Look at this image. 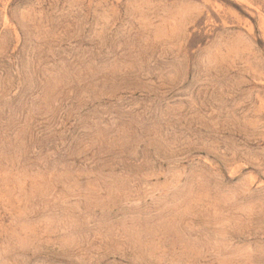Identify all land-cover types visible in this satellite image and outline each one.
<instances>
[{
    "label": "rangeland",
    "instance_id": "obj_1",
    "mask_svg": "<svg viewBox=\"0 0 264 264\" xmlns=\"http://www.w3.org/2000/svg\"><path fill=\"white\" fill-rule=\"evenodd\" d=\"M0 264H264V0H0Z\"/></svg>",
    "mask_w": 264,
    "mask_h": 264
}]
</instances>
